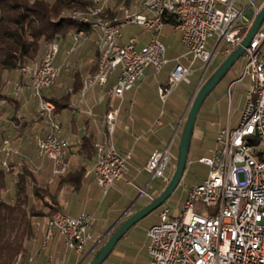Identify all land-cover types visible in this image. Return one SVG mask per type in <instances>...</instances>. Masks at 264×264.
Wrapping results in <instances>:
<instances>
[{
    "label": "built area",
    "instance_id": "1",
    "mask_svg": "<svg viewBox=\"0 0 264 264\" xmlns=\"http://www.w3.org/2000/svg\"><path fill=\"white\" fill-rule=\"evenodd\" d=\"M84 11H74L66 17L89 24L97 31L98 57L96 70L83 78L81 95L90 87L99 85L105 93L121 98L123 92L135 86L148 66L158 72L168 59L161 40L167 16L172 32L178 34L184 48L174 59L165 80L158 86L161 104L178 84L195 71L201 72L202 81L217 54L226 57L242 40L258 9L254 7L251 18L244 10L233 7V0H137L134 11L121 7L122 19L110 21L101 13L108 8L109 0H89ZM136 25L148 38L138 45L133 35L122 41L121 29ZM81 35V30L77 32ZM77 36L75 37V41ZM264 24L258 29L241 54V66L228 83L227 95L239 81L249 80V89L237 125L228 123L218 129L209 155L198 158L207 168L206 177L188 187L182 210L173 212L160 205L157 222L146 231V252L149 264H264ZM74 47L70 49L72 51ZM59 50L56 40L49 42L40 61L29 68V83L25 86L30 95L39 100L37 116L44 119L47 131L36 136L37 155L51 161V174L59 177L67 172V139L59 136V126L53 118V103L42 99V91L51 87L61 66L55 60ZM199 65L193 68L195 62ZM67 66L64 63V67ZM117 72L113 85L108 84L110 74ZM24 86H14L21 92ZM117 111L105 115L109 135L116 123ZM2 116L0 115V122ZM156 120L155 124H160ZM248 139H250L248 141ZM93 175L95 182L106 191L128 173L129 153L117 152L109 142H94ZM0 151L10 152L7 139ZM170 144L154 151L144 170L151 179L167 181L165 170L170 163ZM6 167V163H3ZM204 205V214L195 211L196 205ZM93 216L80 213L70 217L56 211L46 220L41 248L56 233L64 244L59 264H66L67 253H82L91 239L89 227ZM97 245V244H96ZM89 255V254H88ZM86 257L82 261H85ZM49 256L45 264H51ZM81 261V262H82Z\"/></svg>",
    "mask_w": 264,
    "mask_h": 264
},
{
    "label": "crops",
    "instance_id": "2",
    "mask_svg": "<svg viewBox=\"0 0 264 264\" xmlns=\"http://www.w3.org/2000/svg\"><path fill=\"white\" fill-rule=\"evenodd\" d=\"M114 1L109 0L108 8L114 5ZM250 1L233 0V7L237 10L243 9V15L251 18L254 14V7L249 5ZM235 2H238L236 6H234ZM135 3L136 1L130 5L129 12L134 11ZM254 5L259 9L264 5V0H254ZM120 6H116L114 11L121 8ZM132 26L136 25H126L121 29L122 41L125 42L128 37L135 35L138 45L144 44L148 38L147 33H143L138 26L139 30L134 32L130 28ZM78 31H70L66 35L56 38L59 50L55 63L60 65L61 69L55 83L42 91L43 100L51 103L55 100L61 104L58 108H54L53 118L59 126V136L68 141L65 176H53L51 161L37 155L34 138L45 135L47 124L44 119L37 116L39 100L31 96L29 90L25 88L30 79L29 68L40 61L48 43L41 46L37 57L28 62L25 67L3 73V86L0 92V115L2 116L0 147L3 140L7 139L10 152L6 155L0 151V199L11 202L16 185L22 177L28 205L43 213L41 216L33 218V236L24 244L25 254L19 256L14 264H45L49 256H53L51 264L60 263L64 244L56 233L50 237L45 247L41 248L46 220L50 217L48 214L50 208L46 205L47 203L55 206L56 211L70 217H77L80 213H88L93 216V221L88 229L91 239L86 243L87 246L85 245L82 253L77 254L71 251L67 253L66 257V264H80L86 257L83 264L129 215L159 195L168 180L151 179L144 170V166L154 151L170 144L171 158L165 175L167 179L171 176L174 167L173 160L176 158L174 148L177 150L182 125L192 96L202 82L200 80L201 72L197 71V76L187 90L178 91L175 94L176 87L165 104H161L157 94L158 86L165 80L176 57H180V60L185 62V59L181 57L184 51L179 53L166 51L165 40L175 35L179 40V37L178 34L172 32L170 23H165L161 36L165 45V57L168 59V63L164 65L165 68L163 66L158 72H155L152 66H148L144 71L143 78L135 86L126 89L121 98L106 94L105 89L99 85L90 87L81 95L84 76L94 73L96 70L98 50L96 47L97 31L87 28L81 31V35L77 34ZM76 36L77 40L75 41ZM72 47L74 49L70 51ZM262 48H264V44H262ZM220 57L223 56L220 55ZM239 60L241 61V58ZM241 62L238 67L233 69L230 80L236 76ZM64 63L67 66L64 67ZM117 72L116 70L109 75V85L114 84ZM17 84L24 86L21 92L14 90V86ZM208 97L209 95L205 99L207 105L210 104ZM111 111H117V117L114 130L109 135L105 125V115ZM157 119L160 120V124H155ZM228 123L230 124L229 121ZM202 126L201 123L194 125L181 180L187 176L193 162L202 156L209 155V151L213 147V145L208 147L207 155L198 156L196 154L203 139ZM94 142H109L117 152L130 154L127 163L128 173L124 179L116 181L106 191L94 180ZM80 169H82V174L80 177H75L74 173ZM35 186L39 188L43 199L34 195L33 187ZM186 189L182 193V200ZM159 209L160 206L152 211L153 218L143 229L142 237L145 250L147 228L157 222ZM173 212H178V209H174ZM150 213L144 218L148 217ZM136 224L130 227L117 243L125 241L126 234L132 232L131 230H134Z\"/></svg>",
    "mask_w": 264,
    "mask_h": 264
},
{
    "label": "trees",
    "instance_id": "3",
    "mask_svg": "<svg viewBox=\"0 0 264 264\" xmlns=\"http://www.w3.org/2000/svg\"><path fill=\"white\" fill-rule=\"evenodd\" d=\"M134 1L137 0H115L114 5L129 7ZM89 3V0H0V92L5 71L25 67L28 62L37 57L43 44L51 42L58 36H64L70 31H83L90 28L89 24L66 17L67 13L84 11ZM117 12V10L106 8L101 13V17L114 21L118 15ZM165 22L172 23L174 18L167 16ZM224 58L221 57L220 62L209 68L202 82ZM52 102L55 109L61 105L59 101ZM207 114L208 105L204 100L195 124H204ZM174 154L175 156L177 154L176 148H174ZM174 162L175 160L173 165ZM81 174L82 169L74 173V176L80 177ZM65 175L66 173L63 176ZM169 179L170 177L167 180ZM33 193L36 197L43 199L36 186L33 187ZM46 205L50 208L49 216H52L57 208L50 203ZM42 214L41 211L28 205L21 177L16 185L13 200L7 202L0 199V264H14L19 256L25 254L24 244L33 236L32 220ZM98 249L94 250L92 255Z\"/></svg>",
    "mask_w": 264,
    "mask_h": 264
},
{
    "label": "rangeland",
    "instance_id": "4",
    "mask_svg": "<svg viewBox=\"0 0 264 264\" xmlns=\"http://www.w3.org/2000/svg\"><path fill=\"white\" fill-rule=\"evenodd\" d=\"M236 4H238V2H235L234 6H236ZM115 6L116 5H112V7L109 6V10L116 9ZM120 7H124L129 10L130 6L125 7L124 5H121ZM117 11L118 15L115 18L116 20H121L122 10L118 8ZM130 28L134 30V32H137L139 30L137 26H132ZM165 45L166 51H176L177 53H179L180 51H184V48L176 35L170 36L168 39H166ZM220 58V55L217 54L214 58V62L212 63V65H216ZM240 62L241 61L238 59L234 63L232 68L227 72L226 76L212 89L209 94L208 101L210 104L208 105L207 120L203 124L201 129L203 132V139L197 149L196 154L198 156L208 154V147L214 145V136L216 132L221 127H225L228 121L230 122L231 128H234L237 125L239 114L245 103L249 80L245 79L243 81L237 82L231 88L230 95H227V86L228 83L231 81L230 78L232 76L233 69L235 67H238V65H240ZM198 65L199 62L196 61L193 65V68L197 69ZM196 72L197 71H195L194 74L189 75L185 80L181 81L178 84L175 94L178 91L183 92L189 88V86L197 76ZM207 171L208 168L204 164L199 163L198 160H195L193 164L189 167V172L187 176L179 182L176 189L166 199L164 204L167 205L172 211L174 209H178V211L180 212L182 210L183 191L188 186H192L193 184L201 182V180L206 177ZM205 210L206 208L204 207V205H196V212L204 214ZM153 215V212H151L148 217L138 221L135 228H133L134 230H131L132 232H128L126 234V240L123 242L121 241L122 244H120L121 242L116 244L112 252L104 260V264H149L142 233L143 229L145 228V225L150 221V219L153 218ZM101 246L102 244L98 248H100ZM88 261L89 260H87L86 263Z\"/></svg>",
    "mask_w": 264,
    "mask_h": 264
},
{
    "label": "water",
    "instance_id": "5",
    "mask_svg": "<svg viewBox=\"0 0 264 264\" xmlns=\"http://www.w3.org/2000/svg\"><path fill=\"white\" fill-rule=\"evenodd\" d=\"M264 24V5H262L253 17V20L243 36L241 42L221 61L212 73L197 87L192 96L188 107L187 115L182 125L180 138L177 145L175 164L170 179L164 189L152 199L147 205L143 206L133 214L129 215L106 239L102 246L95 252L86 264H102L112 252L117 242L123 235L144 218L150 212L162 205L178 186L187 162V155L190 148L191 138L194 130L197 114L212 89L223 79L232 65L240 58L256 34L261 25ZM250 139H248L249 141ZM83 262V261H82ZM82 262L80 264H82Z\"/></svg>",
    "mask_w": 264,
    "mask_h": 264
}]
</instances>
